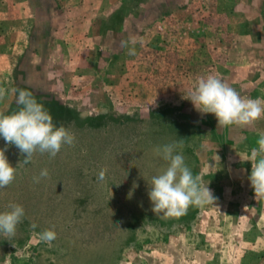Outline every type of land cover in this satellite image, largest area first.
<instances>
[{
    "label": "rangeland",
    "instance_id": "1",
    "mask_svg": "<svg viewBox=\"0 0 264 264\" xmlns=\"http://www.w3.org/2000/svg\"><path fill=\"white\" fill-rule=\"evenodd\" d=\"M0 4V17L17 20L0 22L12 42L0 112L18 110L26 90L75 137L28 164L7 147L16 172L0 188V212L15 203L25 215L14 237L0 234V264H264V199L246 161L264 117L220 126L187 99L212 74L264 100V0ZM172 143L215 197L179 217L154 214L148 197L168 166L154 150ZM45 229L56 232L51 245L39 239Z\"/></svg>",
    "mask_w": 264,
    "mask_h": 264
},
{
    "label": "clouds",
    "instance_id": "2",
    "mask_svg": "<svg viewBox=\"0 0 264 264\" xmlns=\"http://www.w3.org/2000/svg\"><path fill=\"white\" fill-rule=\"evenodd\" d=\"M129 54L134 55V49H130ZM4 95L5 90L0 88V99ZM187 99L202 114H213L220 126H247L264 117V100L242 97L233 87L212 74L199 78ZM15 103L19 106L18 110L10 114L0 112V137L5 141V147L0 148V188L7 187L15 178L16 167L9 163L5 155L9 145H15L24 156L23 163L28 164L35 153H47L54 158L63 145L71 146L75 140L68 129L53 122L51 114L31 92L18 90ZM257 145L246 161L251 163L249 180L255 199H264V132L259 134ZM178 147L177 143H172L154 150L168 164L151 178L148 197L154 214L179 217L186 213L190 205L203 206L213 204L215 200L207 184H203L200 176H193L183 155L176 152ZM47 174V170L43 169L40 177ZM104 176L102 170L98 178L103 180ZM34 180L38 182L39 178ZM7 207L8 210L0 212V234L11 238L15 236L25 212L19 204L10 203ZM31 227L35 229L37 225L33 223ZM39 239L51 245L56 239V232L45 229L39 234Z\"/></svg>",
    "mask_w": 264,
    "mask_h": 264
},
{
    "label": "crops",
    "instance_id": "3",
    "mask_svg": "<svg viewBox=\"0 0 264 264\" xmlns=\"http://www.w3.org/2000/svg\"><path fill=\"white\" fill-rule=\"evenodd\" d=\"M4 4H0V11H3L5 12V8L2 9ZM16 8V7H15ZM18 10V8H16ZM14 16V15H13ZM0 22H1V26H11L13 24H16L17 23V20H14V19H11V18H6L4 17L3 14H1V17H0ZM7 33V32H6ZM6 33H0V35L2 36L0 38V72L2 71V69L4 70L5 67L8 65V63L3 67V61H6V60H10L9 57L7 56V54H10L11 51H12V46H10V44H7L6 43H12L11 42V39L10 37H4L6 35ZM11 62H9V65H10ZM260 131V130H259Z\"/></svg>",
    "mask_w": 264,
    "mask_h": 264
}]
</instances>
